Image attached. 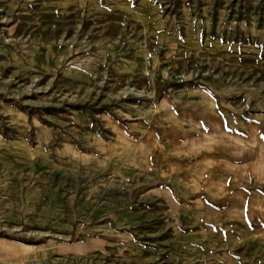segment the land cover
Returning <instances> with one entry per match:
<instances>
[{
    "label": "rangeland",
    "instance_id": "obj_1",
    "mask_svg": "<svg viewBox=\"0 0 264 264\" xmlns=\"http://www.w3.org/2000/svg\"><path fill=\"white\" fill-rule=\"evenodd\" d=\"M1 239L264 264V0H0Z\"/></svg>",
    "mask_w": 264,
    "mask_h": 264
},
{
    "label": "crops",
    "instance_id": "obj_2",
    "mask_svg": "<svg viewBox=\"0 0 264 264\" xmlns=\"http://www.w3.org/2000/svg\"><path fill=\"white\" fill-rule=\"evenodd\" d=\"M237 138H238V140L240 141V144H242L241 142H245V138H247V137H245V136H241V135H237L236 136ZM243 146L245 147V145L243 144ZM247 161V163H248V159L246 160ZM245 161V162H246ZM245 162H242V163H237V164H239V165H241V166H244V167H246V165H247V163H245ZM2 241H0V245H1V247H2V249L3 250H5V251H11V249H18V248H20V249H25V248H23L22 246L21 247H13L12 245H10L9 244V242L10 241H12V240H7V239H1ZM7 241H8V243H7ZM16 242V241H15ZM12 252V251H11Z\"/></svg>",
    "mask_w": 264,
    "mask_h": 264
},
{
    "label": "bare ground",
    "instance_id": "obj_3",
    "mask_svg": "<svg viewBox=\"0 0 264 264\" xmlns=\"http://www.w3.org/2000/svg\"><path fill=\"white\" fill-rule=\"evenodd\" d=\"M18 245L20 246V245H22V244L19 243ZM22 246H26V245H22ZM26 247H28V246H26Z\"/></svg>",
    "mask_w": 264,
    "mask_h": 264
}]
</instances>
